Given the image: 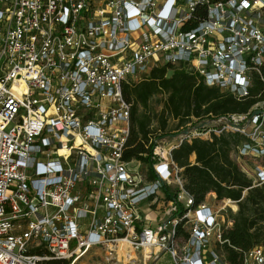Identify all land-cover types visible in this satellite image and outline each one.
Masks as SVG:
<instances>
[{
  "label": "built area",
  "instance_id": "2783aa9c",
  "mask_svg": "<svg viewBox=\"0 0 264 264\" xmlns=\"http://www.w3.org/2000/svg\"><path fill=\"white\" fill-rule=\"evenodd\" d=\"M168 63L238 100L256 80L264 95V0H0V264H76L96 249L233 264L222 248L232 219L195 204L172 150L240 133L232 157L263 185L264 98L194 118L167 146L156 140L151 162L125 160L123 87ZM236 264H264V246Z\"/></svg>",
  "mask_w": 264,
  "mask_h": 264
},
{
  "label": "trees",
  "instance_id": "16d2710c",
  "mask_svg": "<svg viewBox=\"0 0 264 264\" xmlns=\"http://www.w3.org/2000/svg\"><path fill=\"white\" fill-rule=\"evenodd\" d=\"M123 95L131 103L130 135L123 157L146 162H151L156 140L173 135L167 134L170 122H175L174 129L179 130L194 118L246 113L264 98L259 80L249 97L238 100L217 87L207 86L195 70L183 63L152 68L143 80L124 85ZM156 98L159 109L154 105ZM243 139L240 133L213 134L207 139L185 140L172 150V159L183 168L184 186L195 204L204 201L209 193H215L219 200L237 201L238 210L227 212L233 224L224 230L226 242L222 247L226 259L233 264L239 263L251 248L264 246V184L254 186L232 157L233 145ZM167 261L159 264H171ZM45 264L68 262L50 260Z\"/></svg>",
  "mask_w": 264,
  "mask_h": 264
},
{
  "label": "rangeland",
  "instance_id": "374dc122",
  "mask_svg": "<svg viewBox=\"0 0 264 264\" xmlns=\"http://www.w3.org/2000/svg\"><path fill=\"white\" fill-rule=\"evenodd\" d=\"M159 98L154 99V105H156L157 109H159V104H158ZM170 129L167 134H175L179 130H175L176 123L175 122H170ZM193 124H187L184 128L187 126H191ZM182 129H180L181 131ZM172 136H167L166 138H163L162 142L164 145H168L171 143ZM206 202L210 203L212 206L217 207L222 214H226V212H229V210H232L231 207L227 206L224 208V199H217L215 194H207L205 200ZM155 226V225H153ZM121 253V252H120ZM169 260L167 262L172 264L171 258L169 256H164L161 260V263ZM171 261V262H170ZM151 260L147 262V264H150ZM160 263V262H159ZM158 263V264H159ZM76 264H145L143 260V255L141 252H133L131 251L129 255H124L120 256L118 258H109L105 251L103 249H96L92 250L89 254L86 256L82 257Z\"/></svg>",
  "mask_w": 264,
  "mask_h": 264
},
{
  "label": "bare ground",
  "instance_id": "6f19581e",
  "mask_svg": "<svg viewBox=\"0 0 264 264\" xmlns=\"http://www.w3.org/2000/svg\"><path fill=\"white\" fill-rule=\"evenodd\" d=\"M229 202H224L225 205H228ZM233 205L234 208H236L235 204L234 203H231ZM120 247H121V251L122 252H126L128 247L125 243H122L120 244Z\"/></svg>",
  "mask_w": 264,
  "mask_h": 264
},
{
  "label": "water",
  "instance_id": "95a60500",
  "mask_svg": "<svg viewBox=\"0 0 264 264\" xmlns=\"http://www.w3.org/2000/svg\"><path fill=\"white\" fill-rule=\"evenodd\" d=\"M260 113V110H254L253 111V114H259ZM190 132V129L189 128H185L184 130H183V133H185V134H187V133H189ZM154 264V263H153Z\"/></svg>",
  "mask_w": 264,
  "mask_h": 264
},
{
  "label": "crops",
  "instance_id": "0c3cea01",
  "mask_svg": "<svg viewBox=\"0 0 264 264\" xmlns=\"http://www.w3.org/2000/svg\"><path fill=\"white\" fill-rule=\"evenodd\" d=\"M195 158V156L193 155L192 157H191V159L193 160ZM210 194H215V193H210ZM167 256V254H164V255H162L160 258H159V260H158V263L161 261V259L164 257V256ZM170 257V256H169Z\"/></svg>",
  "mask_w": 264,
  "mask_h": 264
}]
</instances>
